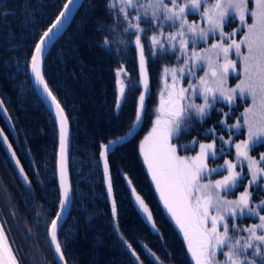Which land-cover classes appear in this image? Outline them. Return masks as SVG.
Wrapping results in <instances>:
<instances>
[{
  "label": "trees",
  "instance_id": "obj_1",
  "mask_svg": "<svg viewBox=\"0 0 264 264\" xmlns=\"http://www.w3.org/2000/svg\"><path fill=\"white\" fill-rule=\"evenodd\" d=\"M63 3L65 0H0V97L18 142L1 115L0 125L31 181L30 187L20 181L0 142V204L8 211V219H15L11 230L7 226L6 230L16 253L18 244L24 249L25 256H18L22 264H57L48 227L57 212L59 196L58 131L52 114L33 87L29 64L34 41L53 22ZM108 3L109 0H84L65 33L47 53L43 66L44 77L71 127L69 170L76 195L58 234L65 260L67 264H137L127 247L131 244L143 264H195L185 239L161 203L141 151V142L154 123L162 69L175 64L176 57L154 58L145 47L148 93L145 114L136 125L142 90L139 50L131 44L134 35L123 33L126 24L116 25L118 31H109L116 12L109 14ZM101 24L105 26L102 32L98 31ZM105 38L111 42L110 51L101 46ZM121 39L129 42L126 50L118 43ZM141 42L147 45L143 37ZM121 68L126 98L117 110V72ZM248 103L246 98L238 99L233 107L237 108L232 113L234 117L224 119L220 110L229 113L232 106L217 101L203 123L194 121V127L182 134L177 143L212 141L213 135L205 130L213 128L214 135L228 136V128L218 122L236 123ZM243 132L244 129L231 133L232 138H242ZM121 136L125 139L111 149L114 155L109 157L113 198L117 201V214L113 217L98 153L99 145ZM215 142L221 148V140ZM258 150L252 148V153L255 155ZM181 151L189 153L196 148ZM132 188L148 205L155 228L146 220Z\"/></svg>",
  "mask_w": 264,
  "mask_h": 264
},
{
  "label": "snow or ice",
  "instance_id": "obj_2",
  "mask_svg": "<svg viewBox=\"0 0 264 264\" xmlns=\"http://www.w3.org/2000/svg\"><path fill=\"white\" fill-rule=\"evenodd\" d=\"M78 3L79 0H65L61 5L62 10L57 13L53 22L34 41V54H31L30 60L34 78L42 85L43 92L47 93L50 104L54 106L53 112L59 119L60 160L57 188L59 196L56 197L57 212L51 220L48 232L51 244L59 254L62 264H67V261L58 238L59 221L63 219V214L73 203L76 195L74 186L66 180L68 117L45 80L40 65L47 46L52 44L63 30ZM252 4V8H249V0H109L107 4L110 15L113 10L116 12L115 23L109 31H118L116 25L126 24L127 26L122 29L123 33L135 36L131 44L139 50V65L145 92L148 90L144 54L146 46L151 57L174 55L180 64L179 69L167 66L162 69L165 82L170 78L173 88L167 91V99L161 94L159 115L151 132L145 138L141 151L167 210L183 232L187 250L194 258L195 264H264V215L260 214L264 212V200L254 201L252 192L247 190L253 185L258 189H264V168L255 166V162L248 154L250 148L264 144V0H252ZM129 10L136 15L129 18ZM3 15L7 17L6 12ZM188 15H197L200 22H189ZM249 18L253 23H248ZM233 21H238L241 27L225 32V27L230 26ZM141 23L148 26L141 27ZM202 24H206L207 27L201 26ZM165 26L175 31L166 33ZM104 27L103 24L99 25L98 31L102 32ZM242 28L246 30L242 31ZM149 32L152 35L149 36ZM237 33L240 34L239 40L236 39ZM210 36L216 42L197 51V46L207 43ZM142 37L147 41V45L141 42ZM118 43L125 50L129 44L123 39ZM101 46L111 50V42L107 38L103 40ZM205 68L207 71L204 76H196L197 70ZM122 71L123 68L117 75L119 76ZM178 71L181 73L179 77ZM185 73L195 77L198 83H190L187 88L177 89L176 82L178 79L182 80ZM230 74H235L238 79L234 87H227ZM118 83L117 110L121 107V101L126 98L123 79ZM197 97L202 98L203 102L196 103ZM247 97H251L253 107L246 108L245 112L240 114V118H236V123L228 125L226 120L218 122L229 130L240 131L245 127L247 129L248 139L234 144L237 159L241 161L240 171L236 170L237 164L232 161H225L224 165L217 167H209L210 159L214 161L225 152L223 146L217 149L215 140L223 141L224 138L214 135V128L205 130L207 134L213 135V142L201 143L194 139L189 145L180 146L183 150L199 147L196 156L177 154V145L172 141L189 132L194 127V121L198 120L202 124L218 100H223L231 106L238 99ZM185 101L188 102L184 103ZM2 103L0 100V104ZM220 111L225 117L231 114V108L229 113H223L222 109ZM144 114L145 95L142 94L138 97L135 123H140ZM2 131L0 129V135ZM3 139L7 142V136ZM124 139L125 137L121 136L99 145L101 151L98 155L102 159L103 176L106 177L109 194L113 193L109 157L114 153L111 149ZM226 143L233 145L234 142ZM8 147L11 148V144ZM12 155L15 157V152ZM261 159L264 160V154L261 155ZM245 160L249 161L248 172L244 171L242 162ZM15 162L20 165L19 159ZM19 171L30 187L31 181L22 166ZM225 172L228 174L224 175ZM213 174L222 176V179H212ZM245 181L246 190L235 200L227 199V196ZM128 183L131 184V180ZM132 193L146 214V219L155 228L148 205L136 194L135 188H132ZM111 211L115 217L117 214L115 198L111 203ZM245 217H255L259 223L247 227L242 223L238 224V221ZM116 227L118 230V222ZM242 231L247 233L246 237L239 236ZM127 246L129 249L132 247L131 244ZM149 251L154 259L159 261L155 253ZM133 255H136L134 250ZM221 255L224 257L223 262L218 259ZM137 261L139 262V256ZM0 264H19L11 243L7 241L3 224H0Z\"/></svg>",
  "mask_w": 264,
  "mask_h": 264
},
{
  "label": "rangeland",
  "instance_id": "obj_3",
  "mask_svg": "<svg viewBox=\"0 0 264 264\" xmlns=\"http://www.w3.org/2000/svg\"><path fill=\"white\" fill-rule=\"evenodd\" d=\"M251 1H252V0H249V3L252 4ZM252 7H253V4H252ZM252 7H251V8H252ZM134 15H136V13L133 12V11H131V10H129V18H131V17L134 16ZM192 16H193V15H192ZM195 16H196V18L191 19V16L188 15V16H187L188 21H189V22L196 21L197 23H199V22H200V21H199V17H198L197 15H195ZM133 22H135V21H133ZM248 23H249V24H250V23H253V21H252L251 18L248 19ZM231 24H232V27H230V29L228 28V26L225 27V32H229V31H231L232 29H235V28H237V27H241V26L239 25L238 21H233ZM144 25H146V24L141 23V27H143ZM126 26H127V25H126ZM147 26H148V25H147ZM201 26H203V27H207L206 24H202ZM243 30H246V29H245V28H242V31H243ZM164 31H165L166 33H168V32H173V31H175V29H171V28H168L167 26H165ZM210 38L212 39L210 42H209V40H208L207 43H201V44H199V45L197 46V51H200L201 49L208 48L210 44L216 42L211 36L209 37V39H210ZM236 39H237V40L240 39V34H239V33H237ZM133 40H135V36H134ZM189 47L191 48V45H190ZM245 51H246V49H245ZM233 58H235V57H233ZM145 60H146V59H145ZM139 66H140V65H139ZM172 67H176L177 69H179L180 64L178 63L177 60H176V63H175V64L169 66V68H172ZM237 67L239 68V63H238V65H237ZM206 71H207L206 68H205L204 70H197V71H196V76H204V74H205ZM180 75H181V73H179V71H178V72H177V76L179 77ZM183 75H184V78H183L182 80H181V79H178L177 82H176L175 87H176L177 89L180 88V87H185V88H187V87L189 86L190 83H191V84H196V83H198V81L195 79V77L189 76L187 73H185V74H183ZM242 78H243V76L241 75V76H240V79H242ZM121 79H123V73H121L120 76H119V80H121ZM123 81H124V80H123ZM139 83H140V85H141V87H142V90H141L140 95L144 94L145 97H146V95H147V93H148V90H147V92H145V90H144V86H143V77H142V75H141V71H140V80H139ZM237 83H238L237 76H236L235 74H230L229 77H228V80H227V87H234ZM172 88H173L172 80L169 78V79L167 80V82H165L164 76H162V86H161V89H160V92H159V99H158V104H157V108H156V115H155V118H154V122H155L157 116L159 115L158 109H159V106H160V98H161V94H164V98L167 99V91L171 90ZM140 95H139V96H140ZM246 99L249 100V103H248V105L245 107V109H246V108L253 107L251 97H247ZM221 101H223V100H221ZM221 101H220V102H221ZM187 102H188V101H185L184 103H187ZM195 102L199 104V103H202L203 101H202V98L197 97V98L195 99ZM223 102H225V101H223ZM227 104H228V103H227ZM228 105H229V104H228ZM254 111H255V109H254ZM244 112H245V111H244ZM242 122H243V121H242V119H241V123H242ZM232 124H234V123H232ZM136 125H137V123H136ZM228 125H231V124H228ZM153 126H154V123H153ZM153 126L151 127V129L153 128ZM151 129H150L149 133L151 132ZM243 129H244V132H243V133H244V136H243L242 138L238 139V140L233 139V138H232V134H231L232 132H234V133H238V131H237L236 129H232V130H230V131L227 129L228 136H227V134H226L225 136H223V138H225V139H224V141H221V142L224 143V144L226 145V147L223 146V148L225 149L224 154H226V152H227L229 146L232 147L233 154H230V156H229L227 159H225L224 162H222L221 164L215 165V166L209 164V162H208V165H209L210 168H212V167H217V166H220V165H224L225 161H232L233 163L237 164V169H236V170H237V171H240L241 161L237 159V156H236V149H235V147H234V144H238V143H240L241 141H246V140L248 139V137H247V129H246V127L243 128ZM239 133H240V132H239ZM147 136H148V135H147ZM145 138H146V136H145ZM145 138H144L143 141L141 142V146H142V144H143ZM227 141H233L234 143H233V145H229L228 143H227V144L225 143V142H227ZM211 142H213V140H212V141H209V142H204V143H211ZM172 143H173V144H176V143L174 142V140L172 141ZM190 143H191V142L186 143V144H184V145H189ZM201 143H203V142H201ZM215 143H216V142H215ZM222 143H220V144H222ZM176 145H177V144H176ZM263 145H264V144H263ZM216 146H217V143H216ZM221 146H222V145H221ZM256 147H257V146H256ZM256 147H254V148H256ZM254 148H253V149H254ZM181 150H183V149H182L181 147L179 148V146L177 145V154L180 155V156L194 157V156H196V155L199 153V147H196V151H194V152H192V153H182ZM258 151H259V154L257 153V154L254 155V154L252 153V148H250L248 154H249L250 157H252L253 161L255 162V166H257V167H261V168H264V166H263L264 160L261 159V155L264 154V147H263V149L258 150ZM142 156H143V160H144V162L146 163L147 168H148V164H147L146 160L144 159V153H143V152H142ZM242 163H243V165H244V171H245V172H248V167H247V165H248L249 161H246V160H245V161H243ZM148 171H149L150 176H151V178H152V174H151V172H150L149 169H148ZM227 174H228L227 172L224 173V175H227ZM215 176H216V175L213 174V176H212L211 178H212V179H222V176H219V175H217L216 177H215ZM214 177H215V178H214ZM249 178H250V177H249ZM152 180H153V179H152ZM153 183H154V185H155V187H156V182H155L154 180H153ZM156 190H157V193H158V195H159V198H160V200H161V202H162V204H163V206H164V208H165V211H166L167 214L171 217V219H172L173 222L175 223L176 227L179 229L181 235L183 236V232H182V230L180 229L179 225L176 224V222H175V218H174V217L172 216V214L167 210V208H166V206H165V204H164V200H163V198L161 197V193H160V191L157 189V187H156ZM245 190H246V187H245L243 190H241V192L238 193L237 195H232V196H231V195L229 194V195L227 196V199L235 200V199H237V198L239 197V195H240L241 193H243ZM247 190H248L249 192H251V191H252V188H249V189H247ZM222 195H223V194H222ZM257 223H259V221H255V222L251 223V225H253V224H257ZM239 236H240V237H246V236H247V233H246V232H244V233H243V232H240V233H239ZM183 238H184V236H183ZM184 239H185V238H184ZM185 241H186V240H185ZM241 242H243V241H241ZM186 243H187V241H186ZM218 259H219L221 262H223L224 257L221 255V256L218 257ZM193 260H194V258H193ZM194 262H195V260H194Z\"/></svg>",
  "mask_w": 264,
  "mask_h": 264
},
{
  "label": "water",
  "instance_id": "obj_4",
  "mask_svg": "<svg viewBox=\"0 0 264 264\" xmlns=\"http://www.w3.org/2000/svg\"><path fill=\"white\" fill-rule=\"evenodd\" d=\"M83 1H84V0H79V3H78V5H77V7L73 10L71 17L69 18L67 24L64 26L63 30H62V31L60 32V34L55 38V40L52 42V44H50V45L47 46V49H46V51H45V53H44V56H43V58H42V62H41V65H40L42 73H43V66H44V61H45V58H46V56H47V53H48L49 50L51 49L52 45L57 41V39L65 33V31H66L67 28L69 27L70 23L72 22V20H73L75 14H76V12L78 11V9L80 8V6L82 5ZM61 10H62V9H61ZM33 54H34V53H33ZM30 60H31V59H30ZM43 74H44V73H43ZM29 75H30V79H31V81H32V84H33V87H34L35 91L37 92V94H38V96L40 97V99L42 100V102H43V103L46 105V107L49 109V111H50V113L52 114V116H53V118H54V120H55V123H56L57 131H58V146H57V153H56V177H57V183H58V185H59V160H60V157H59V119L55 116V114H54V112H53V108H54V106L50 104V98L47 97V93H44V92H43V90H42V85H40V84L35 80V78H34V74H33L32 71H31V64H29ZM45 80H46V79H45ZM53 94H54V93H53ZM54 95H55V94H54ZM0 100H2L1 97H0ZM2 101H3V100H2ZM61 107H62V105H61ZM62 108H63V107H62ZM63 109H64V108H63ZM0 114H1V116H2V118H3V120H4V121L6 122V124L8 125L9 129L11 130V132L13 133L14 137H16V134H15V130H14V126H13L12 120H11V118H10V115H9V113H8V111H7V108H6L5 104H4V102H3L2 104H0ZM64 114L67 116L65 110H64ZM67 117H68V116H67ZM0 129H2L1 125H0ZM2 130H3V129H2ZM67 134H68V152H67L66 180H67L68 182L71 183V179H70V170H69V159H70V149H71V127H70L69 119H68V121H67ZM4 136H7V134H6L5 131L3 130V131H2V135H0V142H1L2 146L4 147V150H5V152H6L7 156H8V158H9L11 164L13 165V167H14V169H15V171H16L18 177H19V179L21 180V182H22L23 184L28 185V183H26V181H25L24 178H23V174L19 171V168H20L21 166L23 167V165L21 164V162H20V165H17L16 162H15V161H16L17 159H19V158H18L17 153H16V151H15V149H14V146H13V144H12V142L10 141V139H9L8 136H7V142H5L4 139H3ZM115 139H116V138H115ZM9 144H11V146H12L11 148L8 147ZM114 146H115V145H114ZM114 146H113V147H114ZM113 147H112V148H113ZM13 152H15V154H16L15 157L12 155ZM19 161H20V160H19ZM23 168H24V167H23ZM25 173H26V172H25ZM110 174H111V171H110ZM104 181H105V185H106V189H107L106 177H104ZM107 194H108L109 201L112 203V200H113V193H112V194H109V193L107 192ZM136 194H137V193H136ZM70 208H71V205L69 206L68 210L63 214V219H62L61 221H59V225H60V227H61V225L63 224V222L65 221V219L67 218V216H68V214H69V211H70ZM144 214H145V213H144ZM145 217H146V214H145ZM146 220H147V219H146ZM147 221H148V220H147ZM148 222H149V221H148ZM149 223L152 225L151 222H149ZM0 224H3V226H4V230H5L6 235H7V241L10 242L11 245H12V242H11V240H10V238H9V235H8V233H7V231H6L5 225H4V223H3L2 219H1V217H0ZM48 235H49V242H50V245H51V249H52V251H53V253H54V256H55V259H56V261H57V264H62V261H60V259H59V254L55 252V250H54V246L51 244V241H50V234H49V232H48ZM127 245H128V244H127ZM127 247H128V246H127ZM12 249H13V251H14L15 254H16V257H17V259H18V261H19V264H22V263L20 262L18 256H17V253H16V251H15L13 245H12ZM128 249H129V248H128ZM129 251H130V253L132 254V256L135 258L136 263H137V264H142V262L140 261V259H139V262L137 261V254H136V255H133V249L131 248V249H129ZM135 253H136V252H135Z\"/></svg>",
  "mask_w": 264,
  "mask_h": 264
},
{
  "label": "flooded vegetation",
  "instance_id": "obj_5",
  "mask_svg": "<svg viewBox=\"0 0 264 264\" xmlns=\"http://www.w3.org/2000/svg\"><path fill=\"white\" fill-rule=\"evenodd\" d=\"M252 2V1H251ZM252 7V4L251 3H249V8H251ZM230 27H232V24L230 25V26H228V28L230 29ZM170 66V65H169ZM169 66H167V67H169ZM162 76H163V72H162V75H161V85H162ZM219 101H221V100H218V102ZM223 104H225V105H228L227 104V102H223V101H221ZM237 102V101H236ZM232 106V107H231ZM230 107H231V114L229 115L230 117H234L233 116V112H235V110L237 109H235V108H233V107H235L234 105H231ZM216 107V106H215ZM225 113V112H224ZM1 115V114H0ZM224 116V115H223ZM2 117V116H1ZM224 119H226V117H224ZM6 123V122H5ZM230 124H232V122L230 123ZM226 129V128H225ZM232 130V129H231ZM11 131V130H10ZM227 131V130H226ZM230 131V130H229ZM232 133H234V132H232ZM16 134V133H15ZM12 135H13V133H12ZM226 134L224 133V136H225ZM13 138L15 139V141L16 142H18V140H17V136L16 137H14V135H13ZM174 142L179 146V148H180V146L182 145H180V144H178L177 143V140H175L174 139ZM222 143V142H221ZM184 145V144H183ZM222 146H225L226 147V145L224 144V143H222L221 144ZM218 146V145H217ZM221 146V147H222ZM257 147H258V149L259 150H261V149H263V147H264V145L263 144H260V145H256ZM255 146V147H256ZM260 147V148H259ZM217 149H220V147L219 148H217ZM189 153H192V152H189ZM230 154H233V151H232V147H230L229 146V148H228V150H227V152H226V154H222V155H220V156H218L214 161L212 160H209L208 162H209V164H211V165H213V166H215V165H218V164H221L222 162H224V160L225 159H227L229 156H230ZM258 154H259V152H258ZM220 157H222L223 159H222V161H219L218 159L220 158ZM263 166H264V163H263ZM215 178V177H214ZM246 187V181H245V183L244 184H241L236 190H234V192L233 193H231L230 195L232 196V195H237L238 193H240L241 192V190H243L244 188ZM252 199L254 200V201H259V200H264V189H258L257 187H256V185H253L252 186ZM12 213V212H11ZM8 211L6 212V211H4L3 210V208L1 207V204H0V217H1V219H2V221H3V223H4V225L5 226H7L8 228H9V231L11 230V224L13 225L14 224V221H15V216L13 215V213H12V217H13V219H14V221L13 220H9L8 219ZM261 215H264V212H261L260 213ZM255 221H258V219L257 218H255V217H245V218H242V220H240V221H238V224H241L242 223V225L243 226H245V227H247V226H250L251 225V223H253V222H255ZM229 224H231V221H229ZM243 232V231H242ZM244 233V232H243ZM16 248H17V253H18V256H21V258H22V256H25L24 255V249H23V247H22V245L21 244H18L17 246H16ZM148 253H150V251L148 250L147 251ZM193 259V258H192ZM194 261V260H193Z\"/></svg>",
  "mask_w": 264,
  "mask_h": 264
},
{
  "label": "bare ground",
  "instance_id": "obj_6",
  "mask_svg": "<svg viewBox=\"0 0 264 264\" xmlns=\"http://www.w3.org/2000/svg\"><path fill=\"white\" fill-rule=\"evenodd\" d=\"M48 238H49V235H48Z\"/></svg>",
  "mask_w": 264,
  "mask_h": 264
}]
</instances>
